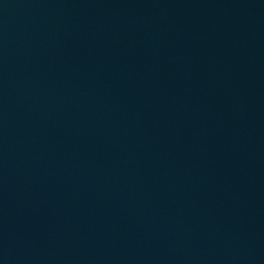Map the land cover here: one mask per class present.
<instances>
[{
    "label": "water",
    "instance_id": "water-1",
    "mask_svg": "<svg viewBox=\"0 0 264 264\" xmlns=\"http://www.w3.org/2000/svg\"><path fill=\"white\" fill-rule=\"evenodd\" d=\"M0 264H264V0H0Z\"/></svg>",
    "mask_w": 264,
    "mask_h": 264
}]
</instances>
